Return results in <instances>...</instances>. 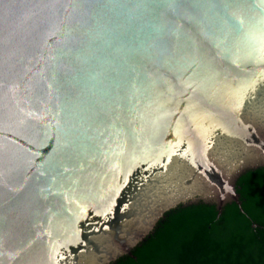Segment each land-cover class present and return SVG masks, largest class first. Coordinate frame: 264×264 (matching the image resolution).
Segmentation results:
<instances>
[{
    "label": "water",
    "instance_id": "obj_1",
    "mask_svg": "<svg viewBox=\"0 0 264 264\" xmlns=\"http://www.w3.org/2000/svg\"><path fill=\"white\" fill-rule=\"evenodd\" d=\"M264 166V0H0V264H109Z\"/></svg>",
    "mask_w": 264,
    "mask_h": 264
},
{
    "label": "trees",
    "instance_id": "obj_2",
    "mask_svg": "<svg viewBox=\"0 0 264 264\" xmlns=\"http://www.w3.org/2000/svg\"><path fill=\"white\" fill-rule=\"evenodd\" d=\"M240 205L181 203L164 213L131 254L109 264H264V166L236 181Z\"/></svg>",
    "mask_w": 264,
    "mask_h": 264
}]
</instances>
